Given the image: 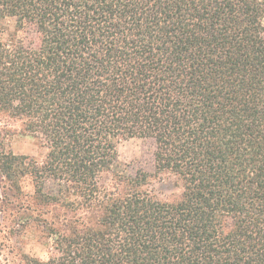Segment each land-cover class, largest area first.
<instances>
[{"label": "trees", "instance_id": "obj_1", "mask_svg": "<svg viewBox=\"0 0 264 264\" xmlns=\"http://www.w3.org/2000/svg\"><path fill=\"white\" fill-rule=\"evenodd\" d=\"M1 116L48 150L0 123V206L50 240L0 264H264V0H0Z\"/></svg>", "mask_w": 264, "mask_h": 264}, {"label": "rangeland", "instance_id": "obj_2", "mask_svg": "<svg viewBox=\"0 0 264 264\" xmlns=\"http://www.w3.org/2000/svg\"><path fill=\"white\" fill-rule=\"evenodd\" d=\"M10 26L14 22H7ZM32 38L31 34H28ZM1 124H7L9 130L3 132L5 149L16 154H28L41 161L45 158L47 147L43 142L30 133L24 132L18 122L6 121L0 117ZM119 159L116 169L135 173L142 168L147 171H153L155 167L154 151L155 145L149 139L131 137L120 141ZM109 175V174H108ZM107 175V177H108ZM4 182L1 181L0 185ZM25 191H31L33 185L30 178L26 177L20 181ZM155 190L160 196L169 195L177 188L162 185H155ZM3 191V190H2ZM1 189L0 192L2 193ZM5 205L0 206V258H13L16 253L26 252L35 256L43 257L46 255L49 245V238L46 237L36 223L26 224L24 222H15L14 216ZM3 210L4 213L1 211Z\"/></svg>", "mask_w": 264, "mask_h": 264}]
</instances>
